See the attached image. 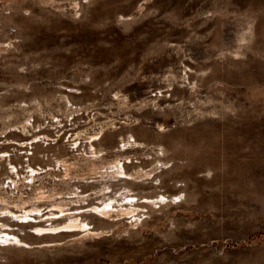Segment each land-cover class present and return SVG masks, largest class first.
Segmentation results:
<instances>
[{
    "label": "rangeland",
    "instance_id": "obj_1",
    "mask_svg": "<svg viewBox=\"0 0 264 264\" xmlns=\"http://www.w3.org/2000/svg\"><path fill=\"white\" fill-rule=\"evenodd\" d=\"M0 264H264V0H0Z\"/></svg>",
    "mask_w": 264,
    "mask_h": 264
}]
</instances>
